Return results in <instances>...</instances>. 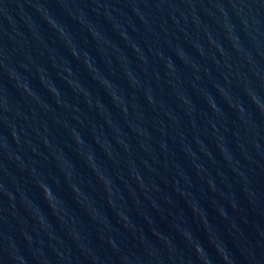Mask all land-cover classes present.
I'll return each mask as SVG.
<instances>
[{
  "label": "water",
  "instance_id": "95a60500",
  "mask_svg": "<svg viewBox=\"0 0 264 264\" xmlns=\"http://www.w3.org/2000/svg\"><path fill=\"white\" fill-rule=\"evenodd\" d=\"M0 264H264V0H0Z\"/></svg>",
  "mask_w": 264,
  "mask_h": 264
}]
</instances>
